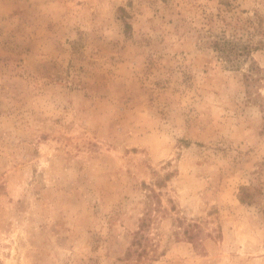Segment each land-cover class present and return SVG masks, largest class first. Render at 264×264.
Segmentation results:
<instances>
[{"label": "rangeland", "instance_id": "374dc122", "mask_svg": "<svg viewBox=\"0 0 264 264\" xmlns=\"http://www.w3.org/2000/svg\"><path fill=\"white\" fill-rule=\"evenodd\" d=\"M0 264H264V0H0Z\"/></svg>", "mask_w": 264, "mask_h": 264}]
</instances>
